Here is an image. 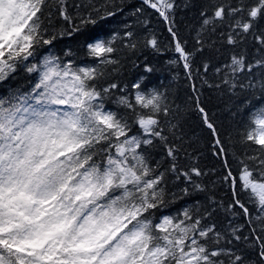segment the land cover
I'll return each instance as SVG.
<instances>
[{"label":"snow or ice","instance_id":"1","mask_svg":"<svg viewBox=\"0 0 264 264\" xmlns=\"http://www.w3.org/2000/svg\"><path fill=\"white\" fill-rule=\"evenodd\" d=\"M142 4L167 25L175 56L168 63L184 69L191 111L208 134L207 147L222 174L199 166V148L193 145L200 137L190 134L186 111L169 100L167 89L148 87L150 64L130 93L117 82L97 86L110 75L109 68L115 72L120 64L114 47L118 33L103 31L121 10L115 0L100 7L81 0L72 5L75 16L68 0H0V83L21 66L38 74L28 89L10 88L0 96V264H264V27L259 25L264 0L251 6L244 0L214 3L211 14L200 11L192 50L177 33V0ZM52 8L69 25L60 36L92 26L85 47L96 65L78 67L53 55L28 63L38 47L57 38L42 19ZM142 12L136 8L133 15ZM133 38L132 31L124 32L125 48H137ZM249 39L255 46L251 59L240 47ZM224 45L240 50L216 64L214 55ZM145 47L159 51L156 37ZM197 55L203 59L194 67ZM205 87L221 96H244L237 112L251 106L241 143L258 148L238 159V174L229 162L226 138L202 99ZM156 149L168 164L163 170L159 162L153 166ZM169 176L183 186L171 192ZM224 185L230 201L216 195ZM185 198L193 203L157 222V210Z\"/></svg>","mask_w":264,"mask_h":264},{"label":"trees","instance_id":"2","mask_svg":"<svg viewBox=\"0 0 264 264\" xmlns=\"http://www.w3.org/2000/svg\"><path fill=\"white\" fill-rule=\"evenodd\" d=\"M189 4L188 7H183L184 3ZM81 3V0H68L69 12L75 16L76 9L72 7L74 4ZM92 3L97 7H100L105 3V0H92ZM117 7L121 10L117 14L109 18L103 29L106 35H111L112 32L118 33V38L114 42V47L118 49L116 58L119 59L120 64L117 71L112 72L109 68L110 75L105 79L98 81V87H106L109 83L117 82L121 88L125 85L128 86L127 91L130 93L131 84L134 83L141 76L145 75L144 65L150 64L153 68V72L147 76L148 87H158L161 90L167 89L169 93V100L174 102V105H179L186 111V126L191 135L200 137V144L193 145V147L199 148V166L205 168L217 169V174H222V169L219 160L213 158L211 152L207 147L208 134L206 130L202 128L199 117L191 111L192 105L190 97L192 95L191 88L188 80L185 78L184 69L179 66H173L168 63L169 60L175 58L174 48L172 44V37L167 31V25L158 16V14L151 8L142 4V0H115ZM177 3L181 7L176 12V26L179 38L186 42V46L189 50H192L195 45L196 31L200 26L201 20L200 11L207 9L211 14V4L214 3H231L233 5L238 3V0H177ZM244 3L248 6L257 3V0H244ZM136 8H142L141 14L133 15ZM109 10H113L109 8ZM82 12L85 10L81 9ZM86 14V13H85ZM45 26L48 29L49 34H56L57 38L53 41L52 45H42L36 49L35 58H30L28 63H38L44 56L53 55L61 57L64 62L68 59H72L78 67H91L97 64L98 60L87 54L85 47L86 36L92 31V26L89 25L82 29L81 32L74 33L72 36H60L59 32L69 29V25L63 21L59 16L55 8L51 9V16H48L46 11L45 17L42 18ZM148 20V24L145 25L142 21ZM77 24L79 20L75 21ZM125 25H129L127 29ZM260 27H264V20L259 21ZM132 31L134 33V40L138 43L135 50H130L124 47L122 40L125 31ZM224 29H218L223 31ZM99 31V30H98ZM156 37L159 44V51L153 50L151 47H145L147 39ZM48 35L45 36V39ZM217 47H220L218 44ZM241 48H247L249 58L255 54L254 43L249 39L245 45H241ZM71 50L73 55L71 57H65L64 53ZM240 48L231 49L227 45L221 48L220 54H215L213 62L218 64L227 60L229 54L233 51H239ZM207 55V53H205ZM203 57L197 55L195 57L194 67H199ZM38 74L27 73L23 66L18 68L17 72L10 77L6 82L0 83V96H5L10 88H24L28 89L32 84L36 82ZM209 79H214L209 75ZM199 84V81H197ZM203 97L210 115L218 123L221 131L226 138V144L229 149V162L232 166L234 174H238L240 164L238 159H243L245 153L252 155L257 150L258 146L252 144L241 143L242 134L248 130L249 126V113L251 106L246 107L243 111L237 112L236 105L242 104L244 96L239 98L230 96L227 92L223 96L215 89H208L205 87L202 89ZM117 92L116 95H120ZM245 95L251 97V93ZM257 95H259L257 93ZM259 101L252 98V105H259ZM108 107L115 110L114 103L109 102ZM230 109V110H229ZM235 113V115L233 114ZM135 127L133 132H135ZM191 151V149H189ZM234 154V155H233ZM152 162L155 166L156 162L163 165L161 170L168 167L165 162V157L161 149H156L152 152ZM189 161L181 160L182 165H188ZM212 180L216 179V176L211 177ZM183 185L179 181H175L174 177H168L167 187L171 192H175L179 187ZM227 185L219 188L216 192L218 198H224L226 201L231 200V193L226 191ZM202 199V198H197ZM242 200H246L245 194L241 195ZM193 203L192 199H178L174 203L166 205L164 208L155 212V218L157 222L163 215H175L181 211L182 208ZM219 222L226 223L223 217L219 218ZM243 223V220L239 221Z\"/></svg>","mask_w":264,"mask_h":264}]
</instances>
